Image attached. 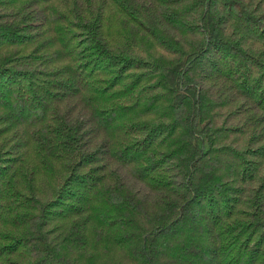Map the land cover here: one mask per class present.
Listing matches in <instances>:
<instances>
[{
	"label": "trees",
	"instance_id": "1",
	"mask_svg": "<svg viewBox=\"0 0 264 264\" xmlns=\"http://www.w3.org/2000/svg\"><path fill=\"white\" fill-rule=\"evenodd\" d=\"M0 264H264V0H0Z\"/></svg>",
	"mask_w": 264,
	"mask_h": 264
}]
</instances>
